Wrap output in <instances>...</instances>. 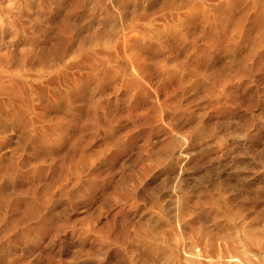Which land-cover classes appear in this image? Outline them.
Instances as JSON below:
<instances>
[{
    "label": "bare ground",
    "instance_id": "1",
    "mask_svg": "<svg viewBox=\"0 0 264 264\" xmlns=\"http://www.w3.org/2000/svg\"><path fill=\"white\" fill-rule=\"evenodd\" d=\"M129 3L0 0V132L25 135L0 153V264H264L261 141L244 196L242 179L186 168L190 145L256 104L264 0H162L140 17ZM41 90L54 95L38 114ZM121 121L125 137L88 151Z\"/></svg>",
    "mask_w": 264,
    "mask_h": 264
},
{
    "label": "rangeland",
    "instance_id": "2",
    "mask_svg": "<svg viewBox=\"0 0 264 264\" xmlns=\"http://www.w3.org/2000/svg\"><path fill=\"white\" fill-rule=\"evenodd\" d=\"M161 1L162 0H130V3L126 9V13L130 15H136L137 17H140V14L141 16L143 14L150 15L158 8V6L161 4ZM12 3L13 1H9L8 4ZM244 8L246 9V7ZM255 83H251L249 91L252 97L250 102L254 101L256 104L250 112H244L242 110L238 111L239 126L233 134H227V132H225L223 137H203L196 141V143L190 145L188 148V152L192 153L191 155L193 157H191V162H189L188 166L186 167L189 168L187 172L196 173L198 176L209 174L210 179L215 182L217 179L224 178L225 175H229L228 177L231 180L237 178L242 179L245 181V189L240 186L237 190L243 196L246 195V192H250V174L252 171L251 164H247L245 167L244 164L241 163L242 159L247 157L245 154L247 148L246 146L250 144L251 140H258L261 141V145H258L259 149L262 148V150H264V146L262 144V141H264V84ZM41 91L39 105L36 107L38 114L39 112L42 113L49 110L46 109V106H48V97L52 94L50 91ZM248 98L250 99L249 96L247 99ZM196 102L198 103L199 101L196 100L194 103ZM260 102L263 104L260 105ZM129 127L130 126L128 123L121 121L110 130L109 128L99 129L94 136L97 138L90 144L88 151L94 153L99 151L102 148V141L104 139L103 137H111L114 139L117 137H125V134L130 130L128 129ZM22 137H25V135L20 129H17L16 126H8L6 130L0 132V153L6 151L5 147L8 143L14 142L16 144L17 142L22 141ZM161 138L163 137L153 138L152 143L154 142V148L160 146ZM143 144V138L138 137L134 142L133 149L126 150L124 152V156L132 158L131 155H139ZM219 147L222 149L221 151H217V148ZM222 152L225 153V156L220 157ZM129 158L125 161V163L123 162L124 169H138V164H135V162H132L129 160ZM187 177L193 176L192 174L187 173L185 178ZM191 182L194 181L191 180ZM208 183L209 181H207V178H205L203 186H206ZM227 195L228 198L231 197L232 199L234 196H237L234 195V193L226 192V196ZM237 197L239 200L241 199L239 196ZM250 205V201L244 203L245 208H248ZM96 206L97 205H90V212L95 210Z\"/></svg>",
    "mask_w": 264,
    "mask_h": 264
}]
</instances>
